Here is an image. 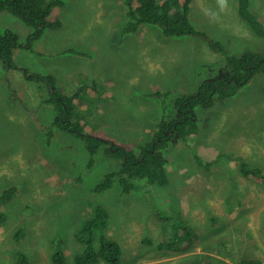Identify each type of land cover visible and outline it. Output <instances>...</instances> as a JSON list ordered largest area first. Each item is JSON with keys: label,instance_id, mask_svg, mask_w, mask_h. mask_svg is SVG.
I'll list each match as a JSON object with an SVG mask.
<instances>
[{"label": "rangeland", "instance_id": "rangeland-1", "mask_svg": "<svg viewBox=\"0 0 264 264\" xmlns=\"http://www.w3.org/2000/svg\"><path fill=\"white\" fill-rule=\"evenodd\" d=\"M169 1L180 6L185 0ZM250 6L264 23V0H250ZM125 12L123 0H64L57 11L60 29L47 31L33 51L16 50L17 67L0 60V192L18 187L0 207V264H18V252L27 264H56L57 249L63 264H73L75 232L98 204L108 212L104 231L121 245L119 264H152L162 255L169 260L160 264H237L242 258L264 264V179L240 168L245 162L264 176V70L235 96L197 108L198 135L165 152L166 186L138 179L130 193L117 182L94 193L121 161L101 149L89 166L84 138L52 128L55 112L44 101L48 85L28 74L51 75L60 93L79 91L74 108L89 128L132 144L152 138L161 104L169 118L175 97L230 73L225 55L201 37L165 36L147 25L122 34ZM189 18L231 54L264 52V41L238 17L236 0H191ZM17 22L0 13V31L16 29L24 41L30 29ZM72 48L91 56L65 51ZM167 89L172 94L164 101L146 95ZM178 224L189 225L196 236L167 252L159 245L171 240Z\"/></svg>", "mask_w": 264, "mask_h": 264}, {"label": "trees", "instance_id": "trees-1", "mask_svg": "<svg viewBox=\"0 0 264 264\" xmlns=\"http://www.w3.org/2000/svg\"><path fill=\"white\" fill-rule=\"evenodd\" d=\"M126 20L122 27V34L135 33L143 25L158 27L165 36L171 37H201L211 48L225 55L230 73L219 78L203 81L198 90L192 94H182L175 97L173 108L175 113L169 117L167 109L159 107L160 120L158 129L152 138L144 143L119 144L106 132H93L76 113L74 103L79 97L76 94L67 95L57 91L55 79L51 75L28 74V78L39 81L41 79L48 85L49 97L44 101L51 105L55 112L52 128H58L65 133L84 138L86 149L90 155L88 165L94 163L95 155L102 151L111 158L121 161L118 169L107 172L101 181L92 188L100 194L117 182L123 193H130L136 188L135 180L145 179L151 185L166 186L169 184L167 170V148L176 142L190 141L199 133L198 107L212 108L216 100H226L237 94L239 89L246 85L258 72L264 70V52L245 51L236 56L227 51L219 39L213 38L204 30L197 29L189 18L191 0H185L181 7L169 0H123ZM64 5V0H0V13H9L19 19L30 29L24 41L16 29L6 28L0 31V60L9 67H17L13 60L16 50H34V45L47 31L58 30L62 20L57 11ZM180 7V8H178ZM238 17L249 29L264 41V23L252 11L250 0H236ZM13 25V24H12ZM70 53L91 56L89 52L68 49ZM53 90H50V88ZM170 89L147 91L146 95L159 98L161 101L171 95ZM125 99V97H124ZM201 165L203 162L196 158ZM209 165V164H208ZM247 163H241V172L254 179H264L260 167L248 168ZM0 192V207L11 201L18 192V187L12 185ZM5 213L0 209V223L4 221ZM108 212L102 204L93 206L92 216L75 232L78 244L77 253L74 254L73 264H119L121 262V246L104 231L108 225ZM172 229L174 236L159 245L166 250L176 249L178 244L191 241L196 236L189 225L178 224ZM19 232L21 230H18ZM19 232L16 233L19 236ZM98 240V245L95 243ZM146 242L150 243L149 239ZM18 264H27L22 252L17 253ZM199 261L198 258L194 259ZM52 261L63 264L65 259L62 252H54ZM194 264V263H192ZM237 264H263L257 258H242Z\"/></svg>", "mask_w": 264, "mask_h": 264}, {"label": "clouds", "instance_id": "clouds-1", "mask_svg": "<svg viewBox=\"0 0 264 264\" xmlns=\"http://www.w3.org/2000/svg\"><path fill=\"white\" fill-rule=\"evenodd\" d=\"M182 5H180V7H181ZM190 9H191V3H190ZM75 94H76V92H75ZM79 94V91L77 92V95ZM73 95V94H72ZM79 96V95H78ZM51 106V105H50ZM114 240V239H113ZM172 240V239H171ZM182 244V243H181ZM120 245V244H119ZM121 246V245H120ZM179 248V246L176 248V249H170V250H167V252L169 251V252H173V251H175V250H177ZM158 253L159 254H164L163 253V251L161 250V251H158ZM121 256H122V254H121ZM162 256H164V257H162L161 259H159V261H154L152 264H160V263H162V261H168L169 259L168 258H166L165 257V255H162Z\"/></svg>", "mask_w": 264, "mask_h": 264}]
</instances>
